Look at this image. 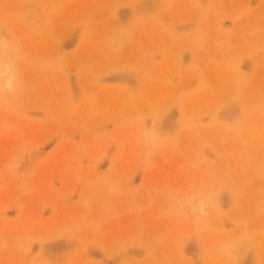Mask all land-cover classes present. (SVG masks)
Masks as SVG:
<instances>
[{
	"label": "rangeland",
	"instance_id": "obj_1",
	"mask_svg": "<svg viewBox=\"0 0 264 264\" xmlns=\"http://www.w3.org/2000/svg\"><path fill=\"white\" fill-rule=\"evenodd\" d=\"M0 264H264V0H0Z\"/></svg>",
	"mask_w": 264,
	"mask_h": 264
},
{
	"label": "bare ground",
	"instance_id": "obj_2",
	"mask_svg": "<svg viewBox=\"0 0 264 264\" xmlns=\"http://www.w3.org/2000/svg\"><path fill=\"white\" fill-rule=\"evenodd\" d=\"M6 82H8V80Z\"/></svg>",
	"mask_w": 264,
	"mask_h": 264
}]
</instances>
